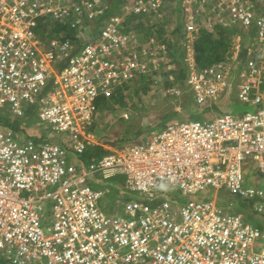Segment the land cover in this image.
<instances>
[{
	"label": "built area",
	"instance_id": "built-area-1",
	"mask_svg": "<svg viewBox=\"0 0 264 264\" xmlns=\"http://www.w3.org/2000/svg\"><path fill=\"white\" fill-rule=\"evenodd\" d=\"M193 2L205 17L203 8L215 3L211 12L227 13L244 32L254 28L257 58L245 61L237 85L223 68L189 65L187 91L204 107L235 91L249 110L173 122L85 163L82 156L98 146L91 131L97 100H111L147 73L140 55L128 52L133 41L123 17H111L76 53L71 40L44 47L35 30L42 18L74 27L97 20L104 9L94 11L92 0H0V110L20 118L33 109L40 125L64 137L23 143L0 128V252L11 264H264V227L198 198L227 192L253 201V212L264 216V189L246 181L248 171L264 175V0ZM160 7L161 0H137L130 12ZM186 28L195 30L192 21ZM118 177L134 196L121 213L107 214V191L91 179ZM165 189L187 202L162 198Z\"/></svg>",
	"mask_w": 264,
	"mask_h": 264
},
{
	"label": "crops",
	"instance_id": "crops-1",
	"mask_svg": "<svg viewBox=\"0 0 264 264\" xmlns=\"http://www.w3.org/2000/svg\"><path fill=\"white\" fill-rule=\"evenodd\" d=\"M171 1L174 2V4L172 5L177 8V12L179 13L178 15L177 13L176 15L173 14V23H170L166 18H163L162 15L158 13L159 10L155 13L152 12L150 15L137 16L132 15L131 13V17L129 18L127 17L129 16V13L126 14L123 10V8H125L124 5L120 7L122 8V12H119L121 10L120 8L116 10L112 6L113 4H109L110 7H108L107 5L104 7V12H106L107 9H112V12H116L117 14H112L108 18L104 19L103 27L100 29L102 30L104 28L111 17L115 15L123 17V27L124 29L127 28L129 30L128 33L131 35L133 41L129 46L130 49L128 50V52L134 51L138 53L142 62L147 65V71L157 72L156 67L160 66L159 70L161 69L162 73H159L158 75H156V73L153 74L152 79L155 77L156 79H162L170 82L172 81L170 87L173 89L169 90V97H177L176 99H178L180 98L178 96L182 94H188L186 86L188 75L186 76V79L181 86H176L174 84L175 77L177 76L176 71L181 69L182 62L188 66H195L194 40L196 39L197 34L203 30L208 31L212 28H218L226 30L228 32L232 31V34H230V43L228 48L229 51L226 55V61L223 63V67H225V70L227 72L229 71L228 73L231 78L234 74L236 76V73H234V71L238 72L237 75L240 73L241 69H243L241 65H244L247 59L252 57L257 58V54L255 51L256 39L254 28L244 32L238 23L232 21L227 13L221 12L220 10L219 13L217 11L210 12L209 17H207V15L206 17H199L196 13L198 6L193 2V0ZM215 6L216 4L214 3V5H212V9L215 8ZM125 11L130 12V8L129 10L126 9ZM103 14L100 16L103 17ZM100 16L97 17V19H99ZM96 21L98 20H93L91 22L93 27L94 24L96 26ZM189 21H192L193 25L195 26V30L193 32H189L186 28ZM236 29H239L241 32L239 34L236 33ZM131 82L126 83L125 86L130 84ZM120 93H124V90H121ZM190 97H192V95ZM121 98H119L118 95H114V99H112L113 101L110 102V105L115 106L114 103H120L122 101ZM198 106L201 105L194 106L192 104L190 108L192 110L190 113L183 112L185 106H182V108L177 107L174 109V111L168 112L167 115H162V118H157L154 124L153 122L149 121V124L146 125L145 132L143 131V134L148 136L149 138L150 136L154 135L157 132H160L167 125L173 122L188 121L189 117L202 113V116L205 115V117H207V120H210L222 113L240 114L244 110L243 106H239L235 91H232L231 95H222L211 105L205 107L203 106L204 110L210 109L212 110L211 112H209L208 110L206 112L204 110H199L197 108ZM241 108H243V110ZM107 110L108 109H104V112L106 113ZM185 110H187V108H185ZM154 111L156 112L158 111V109L155 108ZM31 115V119L36 120V123L34 124L38 126L39 130L37 131L42 137L56 139V141L58 142H61L64 139V137L61 135L53 134L46 126L40 125L35 114L32 113ZM125 120H129V118ZM131 121L133 122V119ZM135 122V124L132 123L131 125H129V122L126 123L127 128L125 129L128 130V132L125 133V138L122 137L123 135H121L120 137L121 131L117 134V136L121 138V141H119V138L117 137H111V139H108V136H110V134H108L106 128L109 129L110 125L100 124L101 121L99 120V115L97 114L94 118V124L91 127V131L95 136L96 134L100 133L96 137L98 146H103L106 150H111L115 147H120L125 144L134 143L137 141L139 142V140L141 139H139V137L143 136H141L142 133L141 126L139 125V120L137 119ZM101 139L105 140L102 141ZM69 158L73 160L71 156H69ZM246 181L248 185L264 189V175L256 171H248L246 175ZM91 182L92 186L97 188L101 187L107 191V187H105L107 183L105 181H97L93 179ZM110 185L114 186L112 183H108V186ZM200 198L212 199L228 212L242 215L246 223L257 227H264V216L257 215L253 212L251 207L253 201L251 200H242L237 196L231 195L227 192L214 193L210 191L201 195ZM110 202H112V200L107 201V203ZM104 207L105 204H101L102 210ZM116 208V205H111L107 208L108 211L105 209L103 211L107 214H118L122 212L117 210Z\"/></svg>",
	"mask_w": 264,
	"mask_h": 264
},
{
	"label": "trees",
	"instance_id": "trees-1",
	"mask_svg": "<svg viewBox=\"0 0 264 264\" xmlns=\"http://www.w3.org/2000/svg\"><path fill=\"white\" fill-rule=\"evenodd\" d=\"M127 1V0H126ZM125 0L118 1V3L113 2L111 0L112 6L116 5L118 7H121L125 2ZM137 1V0H135ZM116 9V8H115ZM108 10V9H107ZM104 12V16H100L98 21H96V26L94 24V27L91 22L85 21L83 22L84 25H81L80 27H74L71 24H63L59 23L57 21L51 20L49 18L46 19H40L38 26L35 30L36 35L41 40L44 47H49L50 42L53 39H59L60 41L64 42L66 40H71L74 45L77 46L78 51L75 52L78 53L84 45L88 43H92L97 40L101 28L103 27V20L108 18L113 14L110 10L108 12ZM134 15V14H132ZM98 16V17H99ZM92 26V27H91ZM86 28H89L86 30ZM93 28L92 31H90ZM125 32H128L129 30L126 28L124 29ZM236 33H240L241 31L239 29H236ZM89 34V37H88ZM230 34H232V31H226L223 29L218 28H212L211 30H203L199 32L196 36V39L194 40V56H195V68L200 71H206L212 70L214 72L220 70L223 68V63L226 61V55L229 51V43H230ZM64 63V62H62ZM63 66L60 64V67ZM189 73V66L185 63H181V69L176 71L177 76L175 77L174 84L176 86H181L183 82L186 79V76ZM141 77V76H139ZM173 86V84H172ZM124 87V88H123ZM125 89V85L118 88L116 90L115 95H119L121 90ZM51 90V87H48L47 91ZM121 94V93H120ZM114 99V98H112ZM106 100L103 97H100L97 100V106L98 109H108L109 106H111L110 102L113 100ZM34 114L33 109H29L25 112L24 116L20 118H14L11 116L8 111L5 109L0 111V128H6L10 129L16 136L18 140H21L23 143L27 142H33L35 144H42V143H64L63 140L61 142L56 141V139H51L47 137H42L40 133L37 131L39 130L38 126H36L34 123H36L35 119H31L32 115ZM109 153L108 150H106L103 146H96L92 148L91 150H88L83 156V161L91 162L96 161L98 158H101L103 155ZM107 182V181H105ZM112 183L114 188H118L121 191H125L123 189V184L118 185L113 182H107ZM162 198L165 197L164 193H162ZM170 199L175 205H182L187 202L184 197L179 195L178 197H171L167 198ZM0 264H11L10 260L8 259V256L4 252H0Z\"/></svg>",
	"mask_w": 264,
	"mask_h": 264
},
{
	"label": "rangeland",
	"instance_id": "rangeland-1",
	"mask_svg": "<svg viewBox=\"0 0 264 264\" xmlns=\"http://www.w3.org/2000/svg\"><path fill=\"white\" fill-rule=\"evenodd\" d=\"M112 1L115 3L116 2L118 3V1H121V0H112ZM133 1H135V0H127L123 4L125 6V8H123V10L126 14L129 13L128 14L129 16H127L129 18L131 17V12H126L125 10L126 9L129 10L130 4ZM143 1L147 2L148 0H143ZM92 3H93V10L95 11L96 9H104V7L106 5L108 7H110L109 3H111V0H92ZM172 4H174V2H172L171 0H161L162 6L160 7L161 9H159V12H158L160 15H162L163 18H166L170 23H173L174 15H176V13H177V15L179 14L177 12L178 11L177 8ZM113 7L116 8V10H118L120 8L116 5H114ZM120 9L121 10L119 12H122V8H120ZM203 9L208 10V17H209L210 12L212 10V5L208 6V8H203ZM198 10L200 11V13L196 12L198 14V16L199 17L203 16L202 9H200L198 7L197 11ZM110 11L112 12V9H110ZM113 14H117V13L113 12ZM203 17H205V16H203ZM170 26H171V24H170ZM92 29L90 31H92ZM86 30H88V32H89V28H86ZM88 37H89V34H88ZM241 66H243V65H241ZM159 67H156L157 72L147 71V73L145 75H142L141 77L135 78L133 82L126 85L125 89H124V93H121L118 95L119 98L122 97L121 98L122 101L120 103H114L115 106L111 105L108 108V110L106 111V113L104 112L103 108L98 109L96 114L99 115V120L101 121L100 124L110 125L109 129L105 127L107 129L106 131L108 132V134H110V136H108V139H111V137H114V138L117 137V138H119L118 140L121 141V138H120L121 135H123L122 137L125 138L126 136H124V135H126L125 133L128 132V130L125 129V128H127L126 123L129 122V125H131L132 123L135 124L136 123L135 121L138 119L139 123H140L139 125L141 126V133H142L141 136H143V137H139V139L141 138L139 141H141V140L143 141V139L147 140L148 136L144 135L143 131L145 132L146 125L149 124V121L153 122V124H154L157 118H160V117L162 118V115H167L168 112L174 111V109L177 107L182 108V106H185V108H187V110H185V108H184L183 112L190 113L192 110V109H190L191 105L192 104L194 106L197 105L193 101L192 97H190L191 96L190 91H188V94H182V95L178 96V97H180L178 99H176L177 97H169V95H168L169 90L173 89L170 87L172 81L170 82V81H165L162 79H156L155 77L152 79L153 74L156 73V75H158L159 73H162V70L161 69L159 70ZM223 70L225 71V67H223ZM234 73H236V76L234 74L233 79L237 85L239 83L238 75H237L238 72L234 71ZM240 105L243 106L244 110H243V108H241L243 111L249 110L248 107L244 106L243 104L239 103V106ZM155 108H157L158 111L155 112L154 111ZM197 108L199 110H204L203 106H198ZM119 110H120V112H119ZM207 110L209 112L212 111L210 109H207ZM207 110H204V111L206 112ZM180 113H182V112H180ZM202 114L189 117L188 120H190V121H205V120H207V117H205V115L202 116ZM112 117H113V119H112ZM14 118H16V117H14ZM127 118H129V120H125ZM132 119H133V122L131 121ZM122 124H124V125H122ZM120 131H121L120 137H118L117 134ZM98 134H100V133H98ZM98 134H96V137L98 136ZM133 138H135V137H133ZM101 140L103 141L105 139H101ZM93 179L98 181L101 178H92L91 181ZM109 181L116 183L118 185H122L124 179H123V177H118V178L108 180L107 182H109ZM105 187H107V194L102 199L101 204L102 205L105 204L106 208L104 207L103 210L104 209L107 210V208L110 207L111 205H116L117 206L116 209L119 210L120 207L123 205V203L125 204L127 201L133 199L134 195H131L126 191H121L118 188L110 187V186H108V184H106ZM163 193H164L165 197H167V198L178 197L180 195L179 191L176 189H165V190H163ZM199 197H201V195H199L198 198ZM111 200H112V202L107 203V201H111ZM185 200H188V198H185Z\"/></svg>",
	"mask_w": 264,
	"mask_h": 264
}]
</instances>
